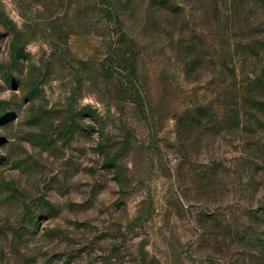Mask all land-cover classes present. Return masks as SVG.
Here are the masks:
<instances>
[{
  "label": "rangeland",
  "instance_id": "1",
  "mask_svg": "<svg viewBox=\"0 0 264 264\" xmlns=\"http://www.w3.org/2000/svg\"><path fill=\"white\" fill-rule=\"evenodd\" d=\"M0 264H264V0H0Z\"/></svg>",
  "mask_w": 264,
  "mask_h": 264
}]
</instances>
